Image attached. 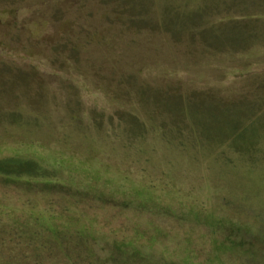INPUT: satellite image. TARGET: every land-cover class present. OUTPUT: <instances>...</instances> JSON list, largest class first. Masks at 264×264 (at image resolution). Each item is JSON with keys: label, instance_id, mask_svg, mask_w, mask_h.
I'll return each mask as SVG.
<instances>
[{"label": "rangeland", "instance_id": "obj_1", "mask_svg": "<svg viewBox=\"0 0 264 264\" xmlns=\"http://www.w3.org/2000/svg\"><path fill=\"white\" fill-rule=\"evenodd\" d=\"M4 160L10 264H264V0H0Z\"/></svg>", "mask_w": 264, "mask_h": 264}, {"label": "trees", "instance_id": "obj_2", "mask_svg": "<svg viewBox=\"0 0 264 264\" xmlns=\"http://www.w3.org/2000/svg\"><path fill=\"white\" fill-rule=\"evenodd\" d=\"M7 163H9L8 160H6V161L4 160V161L0 162V173L3 174V175H8V174L14 175V174H17L18 172H14L15 170H13L11 168L13 165H11V164L8 165ZM29 170H27V172ZM22 224H23V222H22ZM22 224H21V226H23ZM27 225H29V224H27ZM5 229H7V230H5ZM11 229H13V227L8 226L6 228L4 226V221L0 220V264H10L9 260L12 258V254L17 249V247L20 246V245H17L18 243H14L16 241L19 242V238L18 237H14V235H11L10 238L9 237H3V233H5V232H9V233L13 232ZM49 232H50V230L47 231V233H49ZM58 233H59L58 231H55L54 233L52 232V237L53 238L55 237V242L61 241V239L57 235ZM8 242H10V245H6ZM12 244H14V245H12ZM40 246H43V245H40ZM124 246L127 247V245H124ZM39 249H42V248L39 247ZM5 250L8 251L9 255L7 257V260L4 261L3 260V258H4L3 257V253L5 252ZM26 254L27 253H22L21 255H22V257H25ZM39 254H41V252H39V250H38V252L36 253V256L33 259H32V254H30L27 260H21V263H18V264H45V263H41L38 260ZM50 255H51V261L53 262V263L51 262V264H64V263H61L55 256H53L52 253H50L48 256L50 257ZM33 260H36V261H33ZM66 262H67L66 264H75V263H77L76 261H74V262L71 261L70 257L67 256V255H66Z\"/></svg>", "mask_w": 264, "mask_h": 264}]
</instances>
